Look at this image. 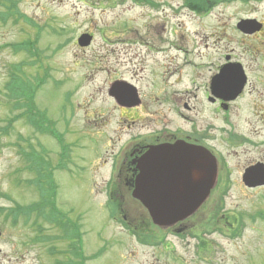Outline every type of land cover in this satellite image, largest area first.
<instances>
[{"label":"rangeland","instance_id":"374dc122","mask_svg":"<svg viewBox=\"0 0 264 264\" xmlns=\"http://www.w3.org/2000/svg\"><path fill=\"white\" fill-rule=\"evenodd\" d=\"M119 1L0 0V12L7 18L0 20V264H56V259H71L62 228L35 213L29 219L21 214L11 217L15 206L38 198L30 183L34 174L19 151L29 152L28 146L35 151L45 148L57 187L56 204L79 225L84 264H264V186L248 188L241 181L248 163L264 162V102L258 95L263 88L255 80L251 95L238 101L237 115L227 123L212 121L222 125V135L239 136L244 143L223 141L218 146L219 187L186 221L135 233L119 213H112L110 186L103 184L111 152L119 145L112 147L111 139L119 135L122 141L138 130L134 126L126 131L117 122L121 111L107 94L111 82L124 78L144 92L160 89L162 69L153 64L151 54L159 53L156 47L177 56L176 65L183 64L185 55L219 53V45L232 53H243L247 45L249 51L263 50L262 37L239 41L232 23L246 13L247 2L257 4L254 15L264 14V0H200L212 8L202 20L180 8L184 0H146L170 3L176 7L174 15L168 9L157 12L147 4L124 0L119 5ZM155 15L161 18L158 22ZM83 32L93 35L87 47L76 42ZM28 41H33L36 55L14 49ZM261 54L255 62L264 65ZM163 59L156 57L159 62ZM12 75L32 84L23 89L26 104L32 100L67 148L16 117L23 110L20 99L5 90ZM156 106L167 109L169 104ZM116 195L128 224L147 218L126 187H116ZM53 248L58 253L51 254Z\"/></svg>","mask_w":264,"mask_h":264},{"label":"flooded vegetation","instance_id":"af4514ba","mask_svg":"<svg viewBox=\"0 0 264 264\" xmlns=\"http://www.w3.org/2000/svg\"><path fill=\"white\" fill-rule=\"evenodd\" d=\"M139 1L141 4L150 5L157 12L168 9L174 15L176 7L170 3ZM124 3V0H120L118 4L123 5ZM135 4L139 3L135 1ZM219 4L221 3L218 2L216 6ZM244 6L243 10H246V13L237 16L232 23L234 36L242 42H247L249 38L255 40L262 37L260 46L263 50L249 51L247 45L243 53H232L233 49L223 51L222 46L218 43L219 53L185 55L183 64L176 65L174 62L177 56H168L167 53H162L165 52L164 47H156L159 53L151 54L155 57L153 64L156 68L162 69L159 72L160 82L162 81L160 89L144 92L140 86L138 87L136 83L135 86L128 79L114 80L121 82L118 84L121 87V91L118 93L129 91L125 98H121L120 102L108 92L116 109L121 111L118 114L117 122L124 125L126 131L134 126H137L138 130L128 133L122 141L119 135H116L115 139H111L112 147L115 143L119 145L111 152L109 172L108 176L104 178L103 184L115 187L125 186L131 189L139 172L137 166L139 158L153 146L177 142L207 148L217 158V179L219 178L222 165L217 153L218 146L223 141L229 145L244 142L243 138L236 135H222L220 132L222 125L212 121L227 123L229 117L237 115L239 111L237 103L245 95L248 97L251 95L250 87L254 80L259 82L263 88H260L262 91L258 95L260 101L264 102V65L255 62V59L264 53V14L254 15L258 7L253 2H247ZM180 8L191 12L199 20L207 16L212 9L202 3L198 5L188 1H183ZM154 19L158 22L161 18L159 15H155ZM242 20H255V24L259 28L253 31H244L239 24ZM171 44L174 45V43ZM158 55L166 59L159 62L156 60ZM260 57L264 60V54H261ZM255 74L257 77H254ZM168 79L171 81L165 82ZM184 81L186 85L180 86ZM241 83H243L242 89L235 97L229 98V94L223 90V84L236 86ZM113 93L115 94L114 90ZM181 99L184 101L180 102ZM158 104H169V107L159 109L156 106ZM169 112H171L172 118L169 117ZM257 161L262 160L252 161L246 166ZM103 163L106 162L103 161Z\"/></svg>","mask_w":264,"mask_h":264},{"label":"water","instance_id":"95a60500","mask_svg":"<svg viewBox=\"0 0 264 264\" xmlns=\"http://www.w3.org/2000/svg\"><path fill=\"white\" fill-rule=\"evenodd\" d=\"M241 26L244 31L259 28L255 20H244ZM91 38L83 33L78 44L87 46ZM242 84H223V90L232 98ZM128 93H115L118 102ZM138 168L131 194L146 208L152 222L160 226L172 225L191 215L208 197L216 179L214 156L205 148L182 142L151 147L139 159ZM242 181L248 187L264 185V165L258 162L247 167Z\"/></svg>","mask_w":264,"mask_h":264},{"label":"trees","instance_id":"16d2710c","mask_svg":"<svg viewBox=\"0 0 264 264\" xmlns=\"http://www.w3.org/2000/svg\"><path fill=\"white\" fill-rule=\"evenodd\" d=\"M32 42L28 41L25 43H21V45H16L14 49H24V52L34 53L35 51L34 47L32 46ZM8 81L9 83H6L5 90H7V86L12 83L14 96L18 99L23 98V89L26 87H30V84L28 82H22V80L15 75L10 76V80ZM28 104L32 106V100ZM28 104H26L24 100L23 105L24 107H26V109L29 108ZM34 108L35 107L33 105L32 109ZM58 137L59 138L57 139L60 143L61 148H67V146L63 143L62 137L60 135ZM21 153L25 155L24 152L21 151ZM62 156H64V158L66 159L67 152H64ZM32 168H34V170L36 171L37 177L35 180H30V183L37 190L38 198L35 202L29 205L19 206L18 204L11 210L15 214H21L26 219H29L31 217V214L35 213L36 217H38L39 219L43 218L48 222L54 223L57 228L63 229V239L69 240L70 235L73 234L75 241H71L70 246L73 249L74 255L80 256L83 264L85 257H83L81 253V234L79 231V225L75 221H72L70 218H68L67 214L59 209L56 204L55 196L57 187L55 181L52 178L49 162L38 156L34 165H32ZM42 172L45 173L43 174ZM42 179L45 180L43 184L39 182ZM50 251L52 252V250ZM65 261L66 258L62 260V264H76L70 259L66 262Z\"/></svg>","mask_w":264,"mask_h":264}]
</instances>
